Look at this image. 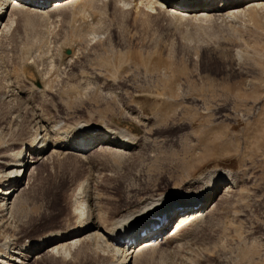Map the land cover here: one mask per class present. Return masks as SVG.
Wrapping results in <instances>:
<instances>
[{"label": "rangeland", "instance_id": "rangeland-1", "mask_svg": "<svg viewBox=\"0 0 264 264\" xmlns=\"http://www.w3.org/2000/svg\"><path fill=\"white\" fill-rule=\"evenodd\" d=\"M91 3L45 18L19 13L0 38V154L33 138L34 109L60 129H118L137 145L121 156L95 144L84 159L41 163L5 218L0 255L70 226L81 201L104 222L146 194L223 171L235 189L190 234L208 249L191 253L192 264H264V10L194 23L135 0ZM34 69L47 83L40 96L31 90ZM87 246L71 261L40 249L24 262L106 264ZM179 254L155 248L135 263L183 264Z\"/></svg>", "mask_w": 264, "mask_h": 264}, {"label": "bare ground", "instance_id": "bare-ground-1", "mask_svg": "<svg viewBox=\"0 0 264 264\" xmlns=\"http://www.w3.org/2000/svg\"><path fill=\"white\" fill-rule=\"evenodd\" d=\"M43 1L0 0V38L7 35L14 23L15 16L19 13L45 18L70 7H85V4L94 0H54L49 4ZM135 1L136 8L155 9L176 22L189 20L194 23H202L217 18L224 20L255 9L264 10V0ZM72 57L73 55L70 53L66 59L70 60ZM34 72L36 80L30 79V83H34L37 89L32 87L31 90L39 95L46 91L47 83L40 71L34 69ZM7 81L9 82V80ZM9 93L6 94L9 95ZM34 110H32L35 127L33 138L21 143L17 150L0 154V165H2L0 169V232L7 227L5 218L9 215L10 219L15 214L22 195L31 186L30 181L35 178L41 163L49 161L53 156L74 155L84 159L89 146L95 144L111 147V151L121 156L135 149L137 145L136 138L117 131L118 129L107 130L105 127L91 126L88 123L63 126L60 129ZM26 155H28L29 161L28 158L27 161L25 160ZM235 180L236 178L230 173L208 172L186 180L185 183L182 182L184 184L181 187L176 188L177 186H175L170 190L151 192L148 196L146 194L142 202L137 200L139 202L137 204L124 206L104 222L101 218L103 214L100 215L101 213L97 207L95 208L94 203L90 215L87 216L84 209L86 203L81 201L79 206L73 208L77 214L74 224L51 233L39 241L32 242L28 246H19L18 250L15 248L16 251L6 252L5 250L0 255V264H27L24 262L29 258L27 256L40 249L46 256L71 261L74 259V249L78 246L79 249L77 248L76 252L79 253L84 244L88 245L94 254H101L102 258H105L106 264H136V259L144 252L166 247L179 252L183 264L186 262L192 264L191 253L196 252L198 256L199 252H206L208 249L202 247L201 244V246L194 244L196 236L190 234L209 214L217 211L221 199L233 192ZM167 219L171 221L170 229L166 233L163 228L159 232L149 231L152 226L162 224L163 227ZM106 223L107 225H105ZM172 223H174L173 226H171ZM143 230L149 231V235L137 239L138 234ZM40 254H36L35 259H41Z\"/></svg>", "mask_w": 264, "mask_h": 264}, {"label": "water", "instance_id": "water-1", "mask_svg": "<svg viewBox=\"0 0 264 264\" xmlns=\"http://www.w3.org/2000/svg\"><path fill=\"white\" fill-rule=\"evenodd\" d=\"M70 53H71V52H70V50H68V49L64 51V54L67 55V56H69ZM36 85L38 86V84H36Z\"/></svg>", "mask_w": 264, "mask_h": 264}]
</instances>
